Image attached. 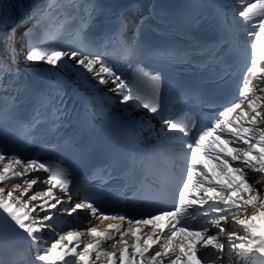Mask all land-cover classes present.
Instances as JSON below:
<instances>
[{"label":"snow or ice","instance_id":"obj_1","mask_svg":"<svg viewBox=\"0 0 264 264\" xmlns=\"http://www.w3.org/2000/svg\"><path fill=\"white\" fill-rule=\"evenodd\" d=\"M197 7L211 11L173 19L156 3L134 0L118 13L95 0H0V123L29 132L46 125L58 137L51 150L90 162L89 179L114 185L108 193H82L70 164L0 146V264H85L86 256L95 258L88 264L101 256L124 264L126 253L127 264H264V0ZM68 9L75 14L66 15ZM61 16L78 28L74 39L54 44L52 23ZM113 16L115 31L104 29L102 21ZM156 21L180 28L184 43L163 49L147 43L145 31ZM113 44L119 61L108 50ZM233 54L242 73L236 100L227 80ZM21 57L47 75L25 81ZM145 60L159 67L142 66ZM181 69L194 71L195 80H184ZM113 97L115 107L106 106ZM76 105L87 141L79 132L59 137ZM152 120L164 139L149 148ZM219 140L232 154L214 147ZM38 169L44 174L26 175ZM107 194L131 211L105 212L98 200ZM78 210L84 223L61 228L59 214ZM105 220L117 222L114 232L101 229Z\"/></svg>","mask_w":264,"mask_h":264},{"label":"bare ground","instance_id":"obj_2","mask_svg":"<svg viewBox=\"0 0 264 264\" xmlns=\"http://www.w3.org/2000/svg\"><path fill=\"white\" fill-rule=\"evenodd\" d=\"M106 91H107V90H106ZM108 95H111V96H112L111 93H108ZM113 99H115V98L113 97ZM37 172H38V170H36V173H37ZM36 173H28V174H26V175H35ZM0 186H2V185H0ZM37 187H41V182H40V181H38L37 185H33V191H34ZM46 189H47V185H43L42 190H46ZM53 191H54L55 193H58V192H59V191H57L56 189H53ZM31 194H33V192L30 191L28 195H31ZM27 198H28V197L25 196V199H27ZM51 202H54V201H51ZM33 203H35V202H33ZM57 208L59 209V208H60V205H57ZM37 211H39V209H37ZM51 211L55 212L56 209H52ZM42 215H43V213H41V216H42ZM59 215H67V213H63V212H61ZM77 216H78L77 218H79V219L72 220V221L74 222V225H75V224H83L84 221H85V219L87 218V217H86V214H85V213H82V212H79ZM114 224H115V223H113V222L104 221V223L101 224L100 227H101V229L108 228L109 231L114 232V228L110 227V225H114ZM67 230H68V229H67ZM100 234H101V233L98 232L97 236L99 237ZM106 250H108V251H114V249H106ZM86 264H88V263H86Z\"/></svg>","mask_w":264,"mask_h":264}]
</instances>
